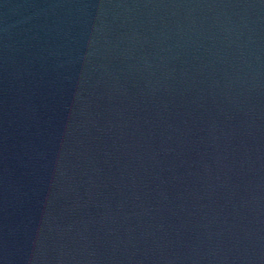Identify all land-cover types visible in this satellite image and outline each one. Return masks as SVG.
<instances>
[{
	"label": "water",
	"instance_id": "water-1",
	"mask_svg": "<svg viewBox=\"0 0 264 264\" xmlns=\"http://www.w3.org/2000/svg\"><path fill=\"white\" fill-rule=\"evenodd\" d=\"M0 264H264V45L149 159Z\"/></svg>",
	"mask_w": 264,
	"mask_h": 264
}]
</instances>
